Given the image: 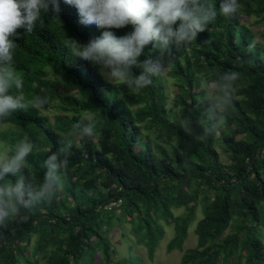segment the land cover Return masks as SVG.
<instances>
[{
    "label": "trees",
    "instance_id": "obj_1",
    "mask_svg": "<svg viewBox=\"0 0 264 264\" xmlns=\"http://www.w3.org/2000/svg\"><path fill=\"white\" fill-rule=\"evenodd\" d=\"M0 121V264H264V0H0Z\"/></svg>",
    "mask_w": 264,
    "mask_h": 264
},
{
    "label": "rangeland",
    "instance_id": "obj_2",
    "mask_svg": "<svg viewBox=\"0 0 264 264\" xmlns=\"http://www.w3.org/2000/svg\"><path fill=\"white\" fill-rule=\"evenodd\" d=\"M256 20H258V17H256V16L250 17V21H256ZM261 28H262V26L260 24L253 26V29H255V30H261ZM105 75L108 79L112 80V77L110 76L108 71H105ZM166 90H167V93L169 94L168 106L170 107L171 106V100L173 99V97L175 95V88L172 86V84H170V81L167 85ZM42 112L44 114L48 115L51 121L54 120V116L58 113V111L55 108H52L48 111H42ZM87 116L91 117L90 115H87ZM16 128L17 127L14 126L13 124L0 121V133L1 132H10L11 130L16 129ZM3 146H4V144L0 140V164L4 163L6 161V159L8 158L7 154L3 153ZM183 212H184V208H179L176 211V215L182 214ZM197 216L199 218H201L203 216V214L200 210H198ZM196 222L197 221H194L192 223V225L189 229L188 237L184 243L183 248L182 249L177 248V249H174L173 251L168 250V243L170 242V240L174 236V227H173V224L172 225H166L165 226V229H166L165 236L159 243V247L156 250L154 260L153 261L148 260V264H180L181 260H182V256L185 253V250H187L188 248L194 247L197 244L198 236L195 233ZM118 230L119 229L115 230L116 236L114 238V242H116V243L118 242L120 235H121L120 231H118ZM127 233H128V236H130V234H129L130 232H129L128 228H127ZM119 249H120V251H119L120 256L124 255L126 253V250H127V243L120 244ZM138 249L141 252H145V253L147 251L145 246H141V245H138ZM117 260H118V256L113 254V253L111 254V256L108 259L104 256V254L101 251H97V256H96L94 264H117L116 263Z\"/></svg>",
    "mask_w": 264,
    "mask_h": 264
},
{
    "label": "bare ground",
    "instance_id": "obj_3",
    "mask_svg": "<svg viewBox=\"0 0 264 264\" xmlns=\"http://www.w3.org/2000/svg\"><path fill=\"white\" fill-rule=\"evenodd\" d=\"M119 227V226H118ZM175 231V230H174ZM191 231V230H190ZM161 247V246H160ZM181 248V247H180ZM177 249V248H176ZM260 249H261V247H260ZM170 251V250H169ZM115 252V251H114ZM263 253V252H262ZM102 255V254H101ZM177 255V254H176ZM152 261V260H151ZM211 264V263H210Z\"/></svg>",
    "mask_w": 264,
    "mask_h": 264
}]
</instances>
